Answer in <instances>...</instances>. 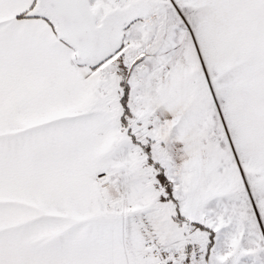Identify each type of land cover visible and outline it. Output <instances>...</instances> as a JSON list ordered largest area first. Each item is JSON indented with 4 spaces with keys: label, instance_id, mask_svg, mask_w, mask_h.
I'll return each mask as SVG.
<instances>
[{
    "label": "snow or ice",
    "instance_id": "obj_1",
    "mask_svg": "<svg viewBox=\"0 0 264 264\" xmlns=\"http://www.w3.org/2000/svg\"><path fill=\"white\" fill-rule=\"evenodd\" d=\"M0 264H264V0H0Z\"/></svg>",
    "mask_w": 264,
    "mask_h": 264
}]
</instances>
